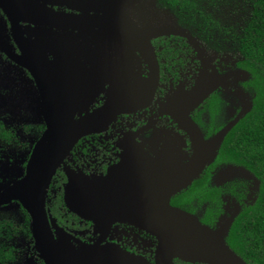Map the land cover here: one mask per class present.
Wrapping results in <instances>:
<instances>
[{
  "label": "flooded vegetation",
  "instance_id": "1",
  "mask_svg": "<svg viewBox=\"0 0 264 264\" xmlns=\"http://www.w3.org/2000/svg\"><path fill=\"white\" fill-rule=\"evenodd\" d=\"M102 1L56 0L52 10L68 17L69 23H63L60 29L54 25L42 26L54 36L60 33L69 35L64 41L73 48V54L64 56L60 64L52 66L54 47L42 45L40 50H44L45 60L39 51L37 60L42 64L32 69L28 64L29 56L21 53L16 41L21 38L14 34L20 32L25 39L32 37L37 30L24 19L18 24L20 30L14 33L8 18L0 12V27H5L0 34V152L4 151L8 157V168L0 169V189L24 176L32 148L46 127L42 113L29 105L32 96L41 95L35 80L125 79V76L118 77L117 71L113 72L117 77H112L108 71L110 65L123 66L119 59L108 60L106 50L88 46L90 36L108 33L106 24L97 18L103 15ZM195 1L191 8L189 0L147 1L148 11L160 18L163 25L167 24L165 19L169 17L190 37L173 33L172 28L164 26L149 39L148 49L131 52L127 67L132 69V75L126 80H150L153 89L149 101L140 107L115 110L99 130L80 136L51 177L44 196L46 217L52 233L53 225H56L71 235L67 241L73 248L97 242L108 251L111 259L115 255H127L135 264H155L159 241L153 233L125 218L109 214L102 228L98 229L90 220L70 211L63 201L66 181L63 167L108 178L104 184L107 208L119 212L126 207L125 210L136 212V162L140 159L137 155L142 154L161 165L174 158L185 163L198 139L197 130L203 140H208L247 106L244 91L251 76L238 52L237 30L249 15L251 0H243L239 6L236 0ZM115 33L122 34L124 29L113 28L112 34ZM71 55L77 60L75 65L68 60ZM69 67H76L73 77L67 74ZM36 73L39 77L33 75ZM43 73L54 76L43 77ZM204 76L209 84L217 87L199 104L188 107L189 97L198 91ZM106 88L105 82L97 87L82 114L103 104ZM57 89L61 94L62 90ZM73 116L76 118L77 114ZM236 123L223 137L214 159L189 185L169 199L170 205L195 215L210 227H215L221 216L231 217L233 222L244 206L252 204L256 198L255 178H248L242 172L238 175L235 166L223 170V166L229 163L218 162L222 144ZM220 168L221 173L218 172ZM145 191L144 202L147 200ZM108 192L112 196L109 200ZM0 249L11 253V260H6L5 264H24L27 258L35 264H46L33 247L29 213L14 198L0 203ZM171 262L205 264L178 257H172ZM0 264L4 263L0 261Z\"/></svg>",
  "mask_w": 264,
  "mask_h": 264
},
{
  "label": "water",
  "instance_id": "2",
  "mask_svg": "<svg viewBox=\"0 0 264 264\" xmlns=\"http://www.w3.org/2000/svg\"><path fill=\"white\" fill-rule=\"evenodd\" d=\"M147 1L103 0V15L97 18L106 24L108 33L104 36H90L91 43L88 46L106 50L108 60L114 57L121 61L122 67L110 65L108 71L112 77H117L113 72H119L118 77L125 76L124 80H35L41 95L32 96L29 105L42 113L46 127L32 148L24 176L1 187L0 197L4 198L0 199V203L14 198L27 210L33 247L46 264H135L134 259L127 255H115L111 259L108 251L97 242L73 248L67 241V237L71 235L56 225H53V234L46 217L44 196L54 171L80 136L99 130L104 121L114 115L115 110L140 107L149 101L153 89L150 80H126L132 75V69L127 67L131 52L148 49L149 39L164 26L172 28L173 33L179 32L190 37L186 30L177 27L175 21L169 17L165 19L167 24L163 25L160 18H155L156 16L148 11ZM56 3V0H0V12L8 18L14 33L20 30L18 24L24 19L37 30L32 37L25 39L20 36V32L14 34L21 38V41H16L21 53L29 56L30 69L42 64L37 60L39 51L45 60V52L40 50L42 45L54 47L52 66L60 64L64 56L73 54V48L64 41L69 35L60 33L54 36L47 33L42 26L54 25L60 29L63 23H69L68 17L52 10L51 6ZM117 27L124 29V33L112 34V29ZM4 29L2 25L0 34H3ZM126 45L129 47L126 48ZM68 60L73 65L77 61L72 55ZM75 71L76 67H69L67 74L73 77ZM33 75L39 77L37 73ZM136 75L135 72V77ZM50 76L52 75L43 73V77L51 78ZM205 77L201 80L198 91H194L189 97L188 107L199 104L217 87L209 84ZM104 82L107 83V88L103 104L92 112L82 114L87 104L92 101L97 87H101ZM57 88L62 90L61 94ZM238 92L243 93L239 90ZM244 112L245 109L242 108L236 118L208 140H203L197 130L198 139L192 145V153L185 163L174 158L161 165L157 161L146 159L142 154L137 155L140 159L136 162V212L125 210L126 207L121 209L122 211L112 212L106 204L107 191L104 184L108 178L103 175H87L67 166L63 167L66 175L63 185L65 206L81 218L90 220L98 229L102 228L107 215L110 214L136 222L150 231L159 241L155 264H173L172 257L205 264H248L225 240L233 218L221 216L215 227H210L200 222L195 215L169 203L172 194L189 185L214 159L223 137ZM74 113L77 114L76 118ZM241 172L248 178L252 177L244 169ZM144 189L147 198L145 202ZM111 198V193L108 192V200ZM24 264L35 263L31 258H27Z\"/></svg>",
  "mask_w": 264,
  "mask_h": 264
},
{
  "label": "trees",
  "instance_id": "3",
  "mask_svg": "<svg viewBox=\"0 0 264 264\" xmlns=\"http://www.w3.org/2000/svg\"><path fill=\"white\" fill-rule=\"evenodd\" d=\"M195 3V0H189V7ZM237 33L238 52L251 80L244 91L245 112L227 134L218 162L229 163L223 170L235 166L238 175L242 169L246 170L257 181L254 184L257 193L255 201L244 206L233 220L225 240L246 263L264 264V0L250 1L249 15ZM213 183L219 185L218 181ZM6 260H11V253L0 249V261L5 264Z\"/></svg>",
  "mask_w": 264,
  "mask_h": 264
},
{
  "label": "rangeland",
  "instance_id": "4",
  "mask_svg": "<svg viewBox=\"0 0 264 264\" xmlns=\"http://www.w3.org/2000/svg\"><path fill=\"white\" fill-rule=\"evenodd\" d=\"M243 0H236V5L239 6L240 4L244 3L242 2ZM240 2V4H239ZM242 11V10H241ZM0 155H2V157L0 158V169H3L4 167H7V160L8 157L4 154V151L0 152ZM8 168V167H7ZM13 263V262H12ZM16 263V262H15Z\"/></svg>",
  "mask_w": 264,
  "mask_h": 264
}]
</instances>
